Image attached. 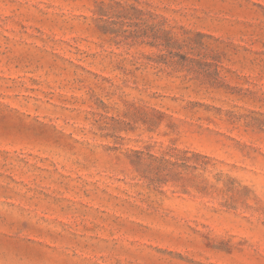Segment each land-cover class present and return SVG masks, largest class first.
<instances>
[{
    "label": "rangeland",
    "instance_id": "obj_1",
    "mask_svg": "<svg viewBox=\"0 0 264 264\" xmlns=\"http://www.w3.org/2000/svg\"><path fill=\"white\" fill-rule=\"evenodd\" d=\"M0 264H264V0H0Z\"/></svg>",
    "mask_w": 264,
    "mask_h": 264
}]
</instances>
